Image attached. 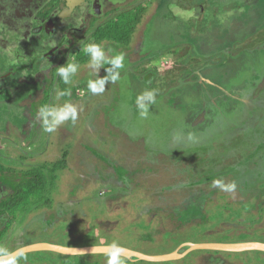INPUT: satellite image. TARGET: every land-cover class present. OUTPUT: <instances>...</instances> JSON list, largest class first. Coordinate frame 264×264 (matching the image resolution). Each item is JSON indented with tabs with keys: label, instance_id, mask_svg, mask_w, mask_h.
Masks as SVG:
<instances>
[{
	"label": "rangeland",
	"instance_id": "rangeland-1",
	"mask_svg": "<svg viewBox=\"0 0 264 264\" xmlns=\"http://www.w3.org/2000/svg\"><path fill=\"white\" fill-rule=\"evenodd\" d=\"M18 1L26 9L19 18L20 6L11 5L13 48L0 54V164L13 170L0 173V210L8 213L0 231L12 220L0 248L117 242L165 255L197 243L264 242V0L97 2L68 16L59 6L47 19L54 41L23 64L14 51L38 44L48 29L46 20L34 29L36 0ZM141 9L128 45L103 41L98 68L88 66L89 58L78 61L84 46L95 43L96 27ZM1 24L0 37L7 36ZM120 53L122 69L105 62ZM69 63L79 68L65 84L57 73ZM90 79L105 80V92H89ZM69 89L71 95L58 96ZM146 91L155 92V103L143 118L136 99ZM65 103L77 108V121L46 133L39 109ZM30 170L44 173L47 188L12 217L6 204ZM215 179L235 182L236 190L213 187ZM25 255L18 264H106L98 254ZM123 258L126 264H264L262 251L201 250L161 263Z\"/></svg>",
	"mask_w": 264,
	"mask_h": 264
},
{
	"label": "clouds",
	"instance_id": "clouds-1",
	"mask_svg": "<svg viewBox=\"0 0 264 264\" xmlns=\"http://www.w3.org/2000/svg\"><path fill=\"white\" fill-rule=\"evenodd\" d=\"M83 52L89 57V67H99L100 62L105 60V51L100 44L90 43L84 46ZM124 54H116L111 59L106 60V63H110L114 69H122L124 67ZM79 65L75 63H69L66 67L58 68V75L65 84L71 82V78L78 71ZM111 71V70H110ZM113 83L120 79V73L117 72L110 76ZM87 89L93 95L102 94L105 92V80L93 81L89 80L87 83ZM71 95V91L65 90L58 93V96ZM155 103V92L146 91L139 95L136 99V105L140 110V115L146 118L148 115V108L150 104ZM38 119L42 120L43 130L46 133L55 132L58 126L64 124L67 121H71L73 124L78 119L77 108L71 103H65L63 106H42L38 111ZM189 140H194L193 134L189 133ZM212 186L221 189L225 192H234L236 190L235 182L231 184H225L223 180L215 179L212 182ZM126 249L119 243L112 242L108 245V251L106 253V264H126L123 254ZM27 257L23 251L10 252L5 248H0V264H18L21 260H26Z\"/></svg>",
	"mask_w": 264,
	"mask_h": 264
},
{
	"label": "trees",
	"instance_id": "trees-1",
	"mask_svg": "<svg viewBox=\"0 0 264 264\" xmlns=\"http://www.w3.org/2000/svg\"><path fill=\"white\" fill-rule=\"evenodd\" d=\"M142 9L137 11H126L118 14L114 19L109 20L106 24L98 27L93 33V38L96 44H101L103 41H110L116 44L128 45L133 37V34L140 23ZM89 58L85 53L78 54V61H85ZM67 153L64 155L66 157ZM65 162H60L58 167L63 169ZM11 168L0 164V173L11 172ZM29 180L19 186L17 193L7 202V209L10 210L11 216L14 217V212L18 208H25L33 200L42 198L44 191L47 188V179L44 173L40 170H30L25 173ZM8 213L0 210V221L7 218ZM13 219V218H12ZM11 218L5 220V226L0 231V236L3 232L9 229ZM1 239V238H0Z\"/></svg>",
	"mask_w": 264,
	"mask_h": 264
},
{
	"label": "flooded vegetation",
	"instance_id": "flooded-vegetation-1",
	"mask_svg": "<svg viewBox=\"0 0 264 264\" xmlns=\"http://www.w3.org/2000/svg\"><path fill=\"white\" fill-rule=\"evenodd\" d=\"M36 1H37V3L35 5L33 4L35 6V8L31 13L36 18V21L34 24V26H35L34 29L35 28L38 29L42 25V21L46 20L45 23H46V26L48 29L47 30L48 33L45 32V33H42L40 35L41 41H39L38 44H27L25 47L20 46V48L18 47V49H16V51H14L15 53H17L15 55V62L18 64L25 63L26 59L31 58L32 53H34V52L47 51V48L50 46L49 44L54 41L55 31L52 28L53 23H52V21L47 20L49 18L52 19L54 8L56 9L59 6H65L66 16H68V15L72 14L73 10L75 8H77V6H82V5H87V4L97 5V2H99L100 6H102V5L107 6L111 3V1L116 2L117 4H119V3L121 4V3L132 1V0H36ZM12 3L17 4V6L18 5L20 6L18 12L16 10L19 18H20V16L23 15V12L26 9L25 5L21 4L18 0H0V24H1V21H3L4 26L9 30V33L6 34L7 36L0 37V54H9L11 49L13 48L12 47L13 40H11L12 32H11L10 27L8 25L10 18H11V5H12ZM29 4H32V3L30 2ZM34 6H31V8H33ZM43 6H51V8L47 9L45 11V13L42 14L41 12H43L45 10V9L42 10ZM31 14L29 13L28 17ZM119 14H122V13H119ZM21 19L19 20V22L22 23V25H23L25 22ZM109 20H112V19H109ZM26 21H27V19H26ZM107 22H105V24ZM98 27H100V26H98ZM98 27H96V30L98 29ZM25 30H27V25H26ZM52 50H53V47L50 49V51H52ZM0 57H1V55H0ZM4 67H9L8 63L4 62ZM5 173H7V172H5Z\"/></svg>",
	"mask_w": 264,
	"mask_h": 264
},
{
	"label": "water",
	"instance_id": "water-1",
	"mask_svg": "<svg viewBox=\"0 0 264 264\" xmlns=\"http://www.w3.org/2000/svg\"><path fill=\"white\" fill-rule=\"evenodd\" d=\"M2 221H0V226ZM126 252L123 254L125 258H134L136 260H142L146 262L161 263L169 262L177 259H182L194 251H217V252H231L240 253L247 251H262L264 252V242H240V243H219V242H209V243H197L191 244L190 247L182 254L174 252L165 255H147L142 252H138L126 247ZM23 251L25 254L36 251H53L61 254L67 255H106L108 251V246H92V247H69L58 244L50 243H37L20 248L14 252Z\"/></svg>",
	"mask_w": 264,
	"mask_h": 264
}]
</instances>
